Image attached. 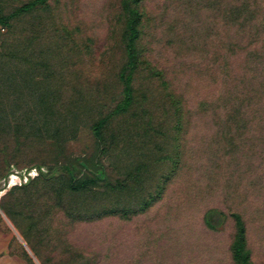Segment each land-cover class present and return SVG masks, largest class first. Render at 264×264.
<instances>
[{
    "label": "rangeland",
    "instance_id": "374dc122",
    "mask_svg": "<svg viewBox=\"0 0 264 264\" xmlns=\"http://www.w3.org/2000/svg\"><path fill=\"white\" fill-rule=\"evenodd\" d=\"M31 1L0 0V180L38 172L0 264H264V0Z\"/></svg>",
    "mask_w": 264,
    "mask_h": 264
},
{
    "label": "trees",
    "instance_id": "16d2710c",
    "mask_svg": "<svg viewBox=\"0 0 264 264\" xmlns=\"http://www.w3.org/2000/svg\"><path fill=\"white\" fill-rule=\"evenodd\" d=\"M46 0H32L24 4L21 8L23 11H31L35 9L38 5L43 4ZM131 33L129 36V41L127 45L128 60L124 66L121 79L124 80V102L122 109H126L132 102L134 98V85H133V71L136 66L138 59L135 40L137 38V28L134 24H131ZM104 126V121L100 120L94 125V131L97 135H102V128ZM90 178H76L71 179V186L74 188H85L91 183ZM95 182V181H94Z\"/></svg>",
    "mask_w": 264,
    "mask_h": 264
},
{
    "label": "water",
    "instance_id": "95a60500",
    "mask_svg": "<svg viewBox=\"0 0 264 264\" xmlns=\"http://www.w3.org/2000/svg\"><path fill=\"white\" fill-rule=\"evenodd\" d=\"M37 174L38 172L33 170L19 171L17 169H11L9 173L0 180V196L12 186L28 183L34 179ZM13 177L16 178V181L11 183Z\"/></svg>",
    "mask_w": 264,
    "mask_h": 264
},
{
    "label": "bare ground",
    "instance_id": "6f19581e",
    "mask_svg": "<svg viewBox=\"0 0 264 264\" xmlns=\"http://www.w3.org/2000/svg\"><path fill=\"white\" fill-rule=\"evenodd\" d=\"M13 179H15V177H13V178H12V181H11V183H13V182H14V181H13Z\"/></svg>",
    "mask_w": 264,
    "mask_h": 264
}]
</instances>
